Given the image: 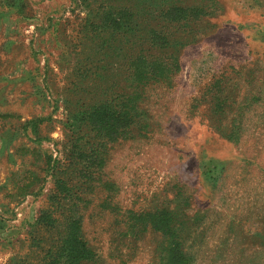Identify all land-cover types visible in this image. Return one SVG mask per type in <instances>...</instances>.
<instances>
[{"label": "rangeland", "instance_id": "1", "mask_svg": "<svg viewBox=\"0 0 264 264\" xmlns=\"http://www.w3.org/2000/svg\"><path fill=\"white\" fill-rule=\"evenodd\" d=\"M153 31L183 44L163 78L127 50ZM113 93L137 121L108 143L74 117ZM64 216L83 264H264V0H0V264H44Z\"/></svg>", "mask_w": 264, "mask_h": 264}, {"label": "trees", "instance_id": "2", "mask_svg": "<svg viewBox=\"0 0 264 264\" xmlns=\"http://www.w3.org/2000/svg\"><path fill=\"white\" fill-rule=\"evenodd\" d=\"M123 5H126L125 3ZM135 5L128 6H108L106 12H104L103 22H106L108 29L112 32L116 31L120 36L127 37V35L135 37L136 28L139 27L133 20L132 8ZM175 6L167 7L163 12V17L168 24L176 23L178 27H182V32L188 34L187 26L188 21L185 18V14L179 16L173 15ZM171 26V25H170ZM142 35V33H140ZM192 33L189 34V36ZM172 38V41L168 37ZM159 40V43L155 42ZM135 48H128L127 50L133 51L130 55V59L138 60L145 66L158 65L154 72H150L154 77H166L169 74L170 64H167L162 59L152 58L151 52H159L166 54L168 58L173 57V61L176 59V53L178 48L182 47L183 44L174 42L173 33H157L156 31L148 32L143 35V43H134ZM142 46H147L144 48ZM169 53V54H167ZM133 61V60H132ZM132 61L131 64L133 63ZM137 65L134 66V70L137 71ZM128 69V68H127ZM133 71V69H132ZM139 81L147 80L150 75H147L146 70H138L133 74ZM150 77V78H151ZM112 97L108 96V101L93 104L88 107L86 111L78 112L75 115V119L82 121L90 128V132L94 133V139L99 137L108 140V143L115 142L122 139L125 135L130 133L129 127L133 124V118H135L134 107L131 102V95L113 93ZM137 121V120H136ZM134 121V122H136ZM57 190L53 196L57 194H66V190L60 185L56 186ZM63 215V214H62ZM62 226L64 228V234L60 238V246L57 251L51 253L47 251L49 257L44 264H83L89 260L90 253L84 247L81 240L76 235L75 222H70L65 216L62 219ZM38 222L45 226H52L53 220L49 215L42 212L38 218ZM161 230V229H160ZM176 246V247H175ZM174 249L170 250L173 256L170 259L174 260L176 264H183V256L181 251L178 250V245H175ZM173 263V262H172ZM174 264V263H173Z\"/></svg>", "mask_w": 264, "mask_h": 264}]
</instances>
